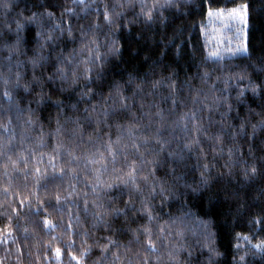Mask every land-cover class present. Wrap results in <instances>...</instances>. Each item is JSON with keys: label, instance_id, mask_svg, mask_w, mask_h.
I'll list each match as a JSON object with an SVG mask.
<instances>
[{"label": "trees", "instance_id": "16d2710c", "mask_svg": "<svg viewBox=\"0 0 264 264\" xmlns=\"http://www.w3.org/2000/svg\"><path fill=\"white\" fill-rule=\"evenodd\" d=\"M8 2L9 8L0 7V264H117L114 258L122 264H140L138 253L142 251L151 254L155 264H173L172 256L181 245L193 252L192 257L187 251L180 252V259L188 264H264V253L255 247L264 243L260 223L264 218V128L260 126L264 116L259 115L262 110L252 93H247L251 111L239 106L238 111L229 113L228 125L219 112L212 115L213 122L206 114L202 122L207 131L187 133L199 143L200 167L208 165L207 184L195 182V177L185 172L171 171L177 164H169L166 154L162 162L152 165L154 173L136 161L123 166L121 153L110 142L84 139L88 125L81 131L66 118L56 124L41 122L36 106L28 104L16 87L17 73L24 83L42 74V69H35L47 63L40 58L48 57L53 45L60 53L74 38L71 48L81 51H74L71 58L79 64L88 57L92 26L106 23L99 0ZM141 2L151 11L152 0ZM209 3L211 9L208 0H188L185 13L169 14L166 29L157 26L154 35L149 33L150 39L135 26L131 32L121 29V61L109 69L97 91L107 90L113 72L143 71L161 55L166 68L175 67L178 74L204 62L209 57L208 10L249 8L248 54L209 58L205 63L209 68L250 66V61L264 65V0ZM18 22L23 25L19 34ZM49 35L53 37L50 43ZM172 35L177 39L168 47ZM33 57L37 58L35 68ZM248 83L242 81L239 87ZM6 89L12 97L5 102ZM145 91V105L159 104L165 113L172 108L170 100L167 104L163 101L169 95L167 81L157 87L155 100L147 95L153 91L151 84ZM50 93L55 94L52 89ZM177 112L179 119L183 112ZM242 124L244 135L239 134ZM181 157L178 152L177 161ZM192 162L197 163L195 157ZM132 164L136 165L135 184L128 177ZM141 177L157 193L168 196L153 213L152 223L147 217L131 219L130 211L126 215L116 211ZM185 190L190 194L185 195ZM145 228L155 243L154 254L142 249Z\"/></svg>", "mask_w": 264, "mask_h": 264}, {"label": "clouds", "instance_id": "9594fccd", "mask_svg": "<svg viewBox=\"0 0 264 264\" xmlns=\"http://www.w3.org/2000/svg\"><path fill=\"white\" fill-rule=\"evenodd\" d=\"M187 3L188 0H152L153 18L149 20L146 16L149 5L142 4L141 0H99L103 11L109 13L111 23L92 26L93 39L87 46L89 55L79 64L76 62L73 64L75 75H70L66 81L57 75V71L72 57L73 52L81 51L71 48L74 41L72 38L66 45V51L60 53L54 51L46 64H41L35 69L36 71L42 69L43 72L26 82L27 90L20 88L24 94L23 99L28 104L36 106L35 111L41 122L50 121L56 124L62 118H66L77 123L81 131H84L83 125H88L84 139L110 142L121 153L123 166L136 161L143 164L145 171L151 169L154 173L152 165L162 162L166 154L169 164H177L171 171H182L192 175L197 183L201 182L202 177L208 181L209 177L206 175L208 165L205 164L201 168L199 164L200 153L197 152L199 143L187 134L195 131L192 124L181 134L174 124L179 113L172 109L166 110L167 120L163 124L159 123L156 112L148 115V111H145L148 105H142L141 98H144L145 90L150 84L152 86L153 82L167 81L169 92L174 90L178 93V109L191 115L194 112L193 123L203 127L202 118L206 114L207 120L213 122L212 115L219 112L220 119L228 125L229 113L238 111L239 106L243 105L246 110H252L248 102V92L252 93L251 97L256 99L264 111V65L257 66L254 61H250V66L229 65L226 69L209 68L201 60L183 74H178L175 67L166 68L161 55L143 71L113 72L114 78L106 91L98 92L96 87L109 69L121 61L123 49L121 29L131 32L135 26L140 32L148 33L150 39L149 33L154 35L157 26L162 31L166 29L169 14L185 13ZM176 39L177 36L172 35L168 47H171ZM253 79L256 81L255 84L251 83ZM242 81L249 82L243 88L245 92L243 96L239 87ZM249 85H254L256 91L253 92ZM50 89L54 90L55 94H51ZM123 96L128 98L127 105L122 102ZM11 97L12 94L7 91L2 100L6 102ZM108 101L112 103L108 104ZM105 104H108V107H105ZM105 112H108L109 116L106 117ZM113 136L116 137L115 140L112 139ZM188 145L191 147H187ZM178 152L182 153V158L177 161ZM194 157L197 161L195 164L192 162ZM197 172L200 173L199 178ZM184 194L190 193L185 190ZM167 200L168 196L157 193L149 182L141 177L136 186L129 189L122 208H117L116 211H130L131 219L138 221L144 220L145 217L149 221L150 215L152 223L155 220L153 213L159 211V206ZM125 219L128 217L125 216ZM136 232H140V229L136 228ZM141 246L142 249L145 248L142 241ZM181 251H187L189 257H192V250L181 245L172 256L173 264H188V261L180 259ZM138 255L141 256L140 264H145V261L155 264L151 254L142 251ZM114 259L117 264H122L119 258Z\"/></svg>", "mask_w": 264, "mask_h": 264}, {"label": "snow or ice", "instance_id": "6c2138e0", "mask_svg": "<svg viewBox=\"0 0 264 264\" xmlns=\"http://www.w3.org/2000/svg\"><path fill=\"white\" fill-rule=\"evenodd\" d=\"M83 2H84V0H81V3H83ZM208 4H209V9H211L212 6L210 5L209 0H208ZM0 7H3L5 9L9 8L10 4H9L8 0H0ZM242 7H243L242 11L240 9H231V10H229L228 15L232 16V17L238 16L242 23L249 25V8H248V5H245V6H242ZM206 14L209 17H211L213 15H217V16H221V17L223 16V12L222 11L213 12L212 10H208ZM146 16L148 17L149 20H151L153 18V13L151 11H148L146 13ZM104 21L106 23H111V17H110L108 12H104ZM22 27H23V25L21 23L18 22L16 24V31H17L18 34L21 32ZM11 31H12V29L9 26L8 27V32H11ZM201 33L203 34V29H201ZM68 35H69V37L72 36L71 30H68ZM52 39H53V37L51 35H49L48 42L50 43L52 41ZM41 46H43V45H41ZM54 51H55V46L53 45L52 51L50 52L49 56L48 57H41L40 59L45 61V62H48V60L50 58V55ZM177 51H178V54H179L180 50L178 49ZM229 51L232 53L233 56H235V55H244V56H246L248 54V40H247V38L245 39V41L243 43V47L238 45L234 51H232L231 49H229ZM209 58H212L214 60L218 59V58H220L219 57V53L217 51L211 52L209 54V57L205 58L204 63H206L207 59H209ZM32 63H33V67L35 68L37 66V58L36 57H33ZM73 64H75V60L70 57L69 60L57 71V75L59 76V78L61 80H65L66 81V80L69 79L70 75H75V71L73 70V67H72ZM86 71H87V69H86ZM33 78L35 79V76ZM161 83H163V82L162 81H156V82H153V84H152L153 91L150 93V95L153 97L154 100H155V97H156V89ZM5 84H7V81H5ZM16 87L17 88H24L25 90H27V88H28V85L23 82V77L21 76L20 73H17V75H16ZM249 87L252 88L253 92L256 91V88H255L254 85H249ZM142 90H143V83L141 85V91ZM5 91L7 92V89ZM243 95H245V92H244L243 89H241V96H243ZM169 100L171 101V104H172V108L171 109L173 111H176L178 109V107H179L178 93L176 91H174V90H170L169 95L167 97L163 98V101H164L165 104H167ZM122 102L125 105H127V102H128L127 96H123L122 97ZM194 103H196V101H194ZM141 104L142 105L145 104L143 98H141ZM152 107H156L157 108V111H156L155 115L159 118L158 122L163 124L168 118L166 113H165V110L161 109L159 104H154V103L153 104H149L148 105V108H149L148 115L152 114V111H151ZM259 115L264 116V111H262ZM105 116L106 117L109 116V113L105 112ZM194 119H195L194 112H193L192 115H189V113H187V112H183V113L180 114L179 119L174 121V124H175V126L178 129H181L183 131H187L189 124H192V127L194 128V130L198 134L205 133L207 130L203 129V127L193 123ZM260 126L262 128H264V120L261 121V125ZM255 128H256V126H253L254 133H255ZM239 134H241V135L246 134V131H245V128H244L243 124L241 125ZM129 135H131L130 131H129ZM215 139H217V140L220 139L219 134H217ZM117 143H119V139L117 140ZM187 147H191V145H188ZM135 168H136L135 164L130 165V169L131 170L128 172V177L130 179V182L133 183V184H135ZM253 172L254 173L256 172L255 168L253 169ZM246 175H247V173H246ZM201 183L202 184H207L208 181H207L206 178L202 177ZM124 214L126 215V211H125ZM151 219L152 218L149 215V222H151ZM260 223H261L262 226H264V218H261ZM145 232L147 234L146 235V242H145V249L148 250L150 253L154 254L155 251H156L155 243L153 242V240L151 238V234L148 232L147 228H145ZM245 239H247V237H245ZM255 247H257V249L260 252L264 253V243L258 244Z\"/></svg>", "mask_w": 264, "mask_h": 264}, {"label": "rangeland", "instance_id": "374dc122", "mask_svg": "<svg viewBox=\"0 0 264 264\" xmlns=\"http://www.w3.org/2000/svg\"><path fill=\"white\" fill-rule=\"evenodd\" d=\"M236 9L243 10V7ZM229 10L223 12V16L213 15L206 24L207 45L209 54L217 51L220 55L230 56L238 45L243 47L245 41L246 25L238 16L228 15Z\"/></svg>", "mask_w": 264, "mask_h": 264}]
</instances>
